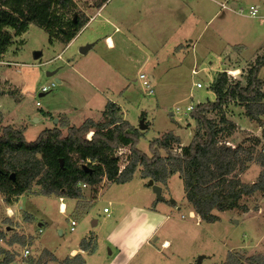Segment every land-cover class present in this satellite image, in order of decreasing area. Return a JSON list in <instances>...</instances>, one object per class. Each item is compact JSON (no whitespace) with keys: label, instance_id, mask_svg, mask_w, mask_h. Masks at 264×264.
<instances>
[{"label":"rangeland","instance_id":"obj_1","mask_svg":"<svg viewBox=\"0 0 264 264\" xmlns=\"http://www.w3.org/2000/svg\"><path fill=\"white\" fill-rule=\"evenodd\" d=\"M74 2L73 10L61 13L65 29L75 17L91 23L70 47L61 36L52 39L34 25L20 37L9 30L13 44L0 59V133L9 126L22 129L33 143L65 119L76 127L90 119L101 122L100 107L94 104L90 110L86 104L96 92L91 81L113 89L111 102L124 106L132 126L139 129L144 120L142 153L151 157L150 142L169 133L181 140L175 146L181 152L197 130L190 109L216 100L210 87L218 76L225 72L231 82L246 84L248 71L264 56V0H109L102 11L103 0ZM252 7L259 9L257 18L249 16ZM108 36L113 48H108ZM90 43L94 49L83 54ZM38 53L42 56L36 59ZM141 75L154 76L152 96ZM123 90L130 104L121 99L118 91ZM245 113L232 103L222 114L210 115L223 129L218 147L239 151L233 172L214 183L252 185L264 172L258 161L264 156V126ZM223 116L227 123L220 122ZM130 154L129 149L115 153L121 172ZM143 176L139 166L128 183L103 179L94 188L82 186L76 200L61 192L47 196L37 183L22 197L0 193V264H72L75 257L82 259L78 264H198L201 257L202 264H226L231 255L264 257V192L241 200L246 213L215 210L221 221L207 224L186 199L182 172L160 185L163 201ZM165 240L170 248L163 247ZM73 251L79 252L72 256Z\"/></svg>","mask_w":264,"mask_h":264},{"label":"trees","instance_id":"obj_2","mask_svg":"<svg viewBox=\"0 0 264 264\" xmlns=\"http://www.w3.org/2000/svg\"><path fill=\"white\" fill-rule=\"evenodd\" d=\"M108 1L103 0L99 9ZM73 8L74 0H0V59L13 44L14 36L9 30L20 37L31 25L45 30L52 39L56 34L63 43L70 44L90 22L86 17H75L65 29L61 13ZM263 70L264 56H261L248 71L246 84L233 83L227 73H221L210 87L216 100L193 108L190 116L197 130L190 145L181 152L175 149L181 140L169 133L150 142L151 157L142 153L138 147L144 133L126 121L121 107L113 102L107 104L101 122L87 120L76 127L65 119L60 128L43 131L33 143L25 140L24 130L6 127L0 133V193L9 198L22 197L37 183L45 188L47 196L61 192L76 200L82 197V186L94 188L103 179L114 184L128 183L141 166L143 178L158 186L165 185L169 176L182 172L186 199L202 222L219 223L221 219L213 214L215 210L224 213L240 209L246 213L248 209L241 207L240 202L264 192V172L252 185H244L240 180L214 183L233 172L239 151L218 147L223 129L210 115L222 114L225 107L239 103L245 108L246 117L263 127L264 79L260 78ZM220 122L227 123L225 116ZM124 149L130 150V163L121 172L115 153ZM258 161L264 168V156ZM81 260L75 257L71 263L78 264ZM226 264H264V257L245 259L231 255Z\"/></svg>","mask_w":264,"mask_h":264},{"label":"crops","instance_id":"obj_3","mask_svg":"<svg viewBox=\"0 0 264 264\" xmlns=\"http://www.w3.org/2000/svg\"><path fill=\"white\" fill-rule=\"evenodd\" d=\"M232 7H235V8H237V5L236 4H232L231 5ZM103 9V8H102ZM102 9H101V11H102ZM95 21V20H94ZM89 23H91V21L89 22ZM86 28V27H85ZM84 28V29H85ZM83 29V30H84ZM82 30V31H83ZM117 31H118V29H117ZM80 34H81V32H80ZM79 34V35H80ZM79 35L70 43V45L68 46V47H70L71 45H73L77 40H78V37H79ZM105 40H106V42H107V44H108V48H113L114 46H115V43H114V40L111 38V36H108V37H106L105 38ZM109 41H110V43H109ZM179 46V45H178ZM180 46H183V45H181L180 44ZM179 46V47H180ZM88 49H87V51L85 52V53H89L92 49H94V46H93V44H89V46L87 47ZM149 60V59H148ZM152 61V60H151ZM150 61V62H151ZM160 66H158V67H156V68H154V71L155 70H159L160 68H159ZM196 67V66H195ZM150 80H152L153 82H154V80H155V78H154V76H151V78H150ZM60 81V80H59ZM88 81V80H87ZM59 83H61V81L59 82ZM88 83H91V84H94V85H96V87H94V89H95V91L96 92H94L93 94H92V99H91V101L90 102H86V104L90 107V110H94V109H91V107L95 104V107L96 106H98V107H100V111L101 112H103L104 113V111H105V108H106V106H107V104L109 103V102H111V99L109 98V97H111V95H113L115 92L113 91V89H110V88H107V87H105V86H103V85H98V84H95V83H93V82H91V81H88ZM121 90V89H120ZM128 90H123V91H118L119 93H120V96H121V99L122 100H124L125 102H127V103H129L130 104V98H129V96H128V92H127ZM112 92V93H111ZM114 92V93H113ZM100 95V96H99ZM108 97V102H103V100H102V98H100V97ZM100 98V99H99ZM113 103H115V102H113ZM85 104V105H86ZM115 104H117V105H119L120 107H121V109H122V113H123V117H124V119L126 120V114H125V108H124V106L122 105V104H120L118 101L115 103ZM199 104V103H198ZM103 108H104V110H103ZM177 112L179 113L180 111H179V109L177 110ZM68 120V119H67ZM91 120V119H90ZM69 121V120H68ZM70 122V121H69ZM71 123V122H70ZM73 125V124H72ZM162 194H163V192H162ZM159 229V227H157V229L155 230V232H157V230ZM165 243H169L170 244V242L169 241H167V240H165L164 241ZM163 242V243H164ZM80 251V250H79ZM79 251H73V252H76V253H78ZM72 256H74L73 254H72Z\"/></svg>","mask_w":264,"mask_h":264},{"label":"built area","instance_id":"obj_4","mask_svg":"<svg viewBox=\"0 0 264 264\" xmlns=\"http://www.w3.org/2000/svg\"><path fill=\"white\" fill-rule=\"evenodd\" d=\"M224 8H226V7H224ZM241 12H243V11H241ZM258 14H259V9H258L257 7H252V8L250 9L249 16H250L251 18H257ZM228 74H229V73H228ZM231 76H232V75H231ZM233 77H234V76H233ZM140 80L143 81V86H144V88L146 89L147 92H149V95L152 96V95H153V88H152L153 81H152V80H148V79L146 78V76H144V75H141V76H140ZM197 87H198V88H201L202 85H201V84H198ZM48 90H49V89H44L45 92H47ZM193 108H194V107H192V108L190 109V112L193 111ZM61 203H62V204H61V206H60V212L62 213V212L64 211L63 214H65V213L67 212V208H66V206H65V210H63V206L65 205V204H64V199H63V198H61ZM8 212H9V210H8ZM104 213L107 214V215L110 214V212L108 211V209H105V210H104ZM8 214H9V213H8ZM76 226H77V223H76L75 221H73V222H72V227H71V231H72V232L75 231V227H76ZM40 232L42 233V230H41ZM7 241H9V240L7 239ZM29 255H30L29 250L25 251L24 256L27 258V257H29Z\"/></svg>","mask_w":264,"mask_h":264},{"label":"water","instance_id":"obj_5","mask_svg":"<svg viewBox=\"0 0 264 264\" xmlns=\"http://www.w3.org/2000/svg\"><path fill=\"white\" fill-rule=\"evenodd\" d=\"M87 49L88 48L83 49L82 50V53L84 54L87 51ZM41 56L42 55L40 53H38V54L35 55L36 59L40 58ZM57 82L59 83L60 81L57 80ZM57 123H58V121H57ZM147 129H148V126L145 125L144 120H142L141 123H140L139 130L143 132V131H146ZM84 169L85 170H88V167L84 166ZM12 178H14V176H12ZM149 187L153 189V192L157 196L158 200H161V201L164 200V198L162 196V192L163 191H162V187L161 186L156 185L153 181H149ZM203 259H204V257L199 258L198 264H202Z\"/></svg>","mask_w":264,"mask_h":264},{"label":"bare ground","instance_id":"obj_6","mask_svg":"<svg viewBox=\"0 0 264 264\" xmlns=\"http://www.w3.org/2000/svg\"><path fill=\"white\" fill-rule=\"evenodd\" d=\"M109 43H110V41H109ZM234 75H237V73L235 72ZM63 210H65V205L63 206ZM8 213H9V215H10L11 217L14 216L12 211L9 210ZM62 213H64V211H63ZM163 247H165V248H170V247H171V244H169V243H164ZM73 255H76V252H73Z\"/></svg>","mask_w":264,"mask_h":264}]
</instances>
